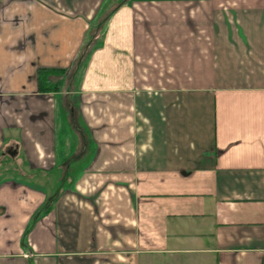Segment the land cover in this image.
I'll use <instances>...</instances> for the list:
<instances>
[{"label": "crops", "instance_id": "0c3cea01", "mask_svg": "<svg viewBox=\"0 0 264 264\" xmlns=\"http://www.w3.org/2000/svg\"><path fill=\"white\" fill-rule=\"evenodd\" d=\"M104 2L0 0V264H264V0Z\"/></svg>", "mask_w": 264, "mask_h": 264}, {"label": "rangeland", "instance_id": "374dc122", "mask_svg": "<svg viewBox=\"0 0 264 264\" xmlns=\"http://www.w3.org/2000/svg\"><path fill=\"white\" fill-rule=\"evenodd\" d=\"M112 7V0H106V2H104V5L102 6V9L100 10L98 16L91 22H88V29L86 30L85 34H84V39L81 42L80 48L78 50V58L83 56V53H85L86 49H90L92 46L91 45V40L92 38H94V41H98V39L101 37V39L103 38L106 28H107V24L108 21L110 19V17L112 16V13L107 17V18H103L101 19V23L103 25L102 29L99 30L98 28H96V26L99 23V17H103L105 15V13H107V11H109ZM106 9H108L106 11ZM101 40H99L97 42V44H95V46H99L102 43L100 42Z\"/></svg>", "mask_w": 264, "mask_h": 264}, {"label": "trees", "instance_id": "16d2710c", "mask_svg": "<svg viewBox=\"0 0 264 264\" xmlns=\"http://www.w3.org/2000/svg\"><path fill=\"white\" fill-rule=\"evenodd\" d=\"M124 3V1L123 2H120V3H118V6H120L121 4H123ZM112 13V10L111 11H109V13H108V16L110 15ZM101 26H102V23H98V25L96 26V28H98L99 30H100V28H101ZM95 45V41H94V38H92V40H91V45L90 46H94ZM88 50V48L86 49V51ZM85 51V52H86ZM49 69H40L39 70V72H40V74L38 75V83H39V88L43 91V90H47V89H50V88H53V89H55L56 88V86H48L47 88L45 87V88H43L44 87V84H45V79H46V76H47V74L49 73Z\"/></svg>", "mask_w": 264, "mask_h": 264}]
</instances>
